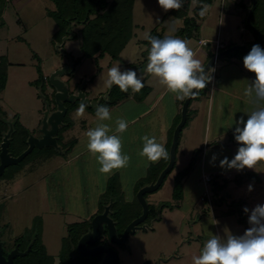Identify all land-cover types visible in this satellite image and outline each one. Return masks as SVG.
Here are the masks:
<instances>
[{
    "label": "rangeland",
    "instance_id": "rangeland-1",
    "mask_svg": "<svg viewBox=\"0 0 264 264\" xmlns=\"http://www.w3.org/2000/svg\"><path fill=\"white\" fill-rule=\"evenodd\" d=\"M2 1L0 0V58L4 57L8 65L5 88L0 93V108L5 113L9 127L11 122L18 120L28 129L29 135L34 137L40 135L39 129L46 106L49 115L57 112L54 99L56 91L50 81L52 74L61 72L53 77V80L62 82L71 94H77L80 88L81 93L92 101L104 98L107 94L109 97L111 89L114 88L111 95L113 98L114 93L120 89L115 85L111 89L107 87L108 70L113 66H119L122 70L133 69L143 80L141 72L147 65V62H143L147 48L142 44L145 40L144 34L155 31L161 34L162 38L165 35L176 37V30L183 27L181 20L169 15L170 10L165 12L160 8L158 0H135L132 11L133 37L122 55L116 60H112L108 55L86 59L81 51V25L74 24L70 29L72 35H77V39L60 36L54 38L58 26L55 20L47 16V12L55 9L51 1ZM252 3L253 0H212L207 14L197 21L198 29L192 31L190 37L189 47L196 51V58L201 60L202 54H209L210 50L215 53L216 40L224 46H245L250 52L252 46L258 44V41H254L256 34L252 30L258 26L257 21L254 17L250 18V23L247 21ZM194 7L190 1L189 17L195 15L192 12ZM172 28H175V31H171ZM199 39H204L207 45L198 44ZM246 55L245 52L235 51L213 63L209 69H214L213 74L219 73L220 68L231 58H236L241 65ZM77 60L80 62L77 63ZM198 91L197 95H202V91ZM247 98V114L264 104ZM79 103H64L66 114L63 126L56 135L59 147L64 148L67 145L62 141L63 133L67 130L65 124L79 122L76 116H72V111L76 113ZM101 104L108 105L104 99L99 105ZM93 115H96V105L93 108L87 107L83 118ZM74 117L76 118L73 119ZM74 129L76 133L77 128ZM234 131L229 132L228 136L232 144L235 141ZM128 136L129 134H126V137ZM191 139L193 143L194 136ZM191 143L187 141L184 145L186 151L183 163L185 160L189 161L185 167L190 165L192 156L191 159L196 157L198 161L204 151L202 144L199 151H194ZM130 149L131 144L122 141V151L127 154ZM48 150L57 157L42 164L41 157L43 158ZM55 152L53 153L52 149H34L20 163L7 167L5 173L0 176V240L9 248L15 240H33L32 248L37 252L36 256L41 255L43 250V255L57 261L60 255L69 253L71 242L77 239L76 236L83 234L85 228L88 229V222L84 223V220L100 214L110 204L109 217L119 220L117 225L122 230L141 209L136 199L137 192L151 184L159 167L153 166L147 172L124 168L120 173L106 177L95 166L91 153L82 157V161L64 163L69 157L65 154L67 150L62 154L58 153L61 149ZM236 152L237 149L221 148V153L225 154L229 161L234 158ZM177 154L178 150L175 151V155ZM86 160L89 168L83 173L82 166ZM58 161H61L59 170L56 164ZM168 161L169 159L165 160L164 164L167 165ZM195 165L196 163L192 165L191 170ZM259 165L263 166V170L255 173H237L236 169H233L234 173L228 179H218L207 172L211 181L205 190L202 175L198 184L196 179L194 181L195 173H190L191 171L187 174L191 185L183 187L185 179L182 181L179 175L183 165L177 156L172 170L166 175L161 186L145 195L149 217H161V220L154 222V231L136 232L135 235L127 236L125 243L120 245L128 248L118 249L120 264H144V260L153 259L162 252L172 254L173 259L169 264H192V257L200 254L211 234L218 236L214 222L220 221L221 217H233L231 221L238 219L239 232L243 235L250 227L248 219L251 210L257 205H264V161ZM245 173L249 174L250 179L240 185L235 183L237 175ZM221 179L223 181L220 182ZM222 186L225 193H221L223 189L218 190ZM244 208L249 209L248 214L244 212ZM95 219L96 217L92 220V226ZM73 223L76 225L68 226ZM6 252L8 255L12 253L10 250ZM176 254L180 258L175 259Z\"/></svg>",
    "mask_w": 264,
    "mask_h": 264
},
{
    "label": "clouds",
    "instance_id": "clouds-1",
    "mask_svg": "<svg viewBox=\"0 0 264 264\" xmlns=\"http://www.w3.org/2000/svg\"><path fill=\"white\" fill-rule=\"evenodd\" d=\"M193 5L198 0H191ZM160 8L165 12L179 11L184 6V0H158ZM209 10V5L200 7L199 16L203 18ZM159 22V18H157ZM171 31H175L172 28ZM144 39L150 43L146 71L158 79L176 99L194 97V90H203L211 82L214 69L205 71V66L196 53L189 47V41L179 37L165 35L164 38L144 34ZM244 68L254 74L255 80L249 83L244 95L253 98L255 102H264V49L253 45L250 52L243 59ZM106 85L109 89L118 86L121 92L139 93L144 82L133 69L122 70L119 66L111 67L107 72ZM88 105L81 100L76 110V117H83ZM98 123L94 128L87 130V150L93 154L100 165L99 172L110 176L114 170L127 168L131 157L122 151V134L127 130L128 123L118 118L115 121V131L110 124L112 116L109 107L101 104L96 107ZM111 133V134H110ZM143 147L138 152L149 163H156L161 159H169V152L164 143L158 142L155 135H144ZM234 139L240 145L234 158L229 161L225 157L220 162L221 168L255 169V166L264 161V104L252 111L245 121L243 117L236 122ZM206 144V143H205ZM215 160V157H213ZM252 188L249 186V191ZM246 214L248 208H244ZM217 223V222H216ZM248 223L250 227L242 236L227 234L225 238L211 234L199 255L192 257V264H264V205H257L251 210Z\"/></svg>",
    "mask_w": 264,
    "mask_h": 264
},
{
    "label": "crops",
    "instance_id": "crops-1",
    "mask_svg": "<svg viewBox=\"0 0 264 264\" xmlns=\"http://www.w3.org/2000/svg\"><path fill=\"white\" fill-rule=\"evenodd\" d=\"M187 41H190V39ZM200 41H204V39H199L198 44ZM144 46L146 45L144 44ZM146 47V59H143V62L148 63L147 57L149 51L148 46ZM122 52L119 57L122 55ZM144 54L145 53H143V55ZM141 57L144 58V56ZM207 60L208 53L205 52L202 54L201 61L203 64H205ZM146 68L147 65L144 69H142L141 72L145 89L141 91V94L134 93L131 90L130 95L127 98L112 104L111 106L109 105L112 120L106 121L105 123L110 124L114 132L116 127V119L121 118L127 121L128 128L122 134V141H127L131 144V149L127 153V155L131 157L127 168L138 169L147 172L149 168L156 166L159 167L157 172V174L159 173L157 176L158 178L160 173L167 166L164 164L165 159H161L156 163H149L146 158L140 157L138 152L142 150L143 147V141L141 138L144 135H149L150 137L155 135L157 141L164 143L166 149L169 151L172 141V134L181 120V109L185 100L176 99L175 94L170 92L164 85H161L157 78L147 73ZM214 74L212 73L211 75V82L206 86L205 89L201 90L202 95L201 93L200 95H195V98L189 102L186 122L179 133L178 143L175 150L176 152L178 150V154L175 155V160L177 156L180 157L181 164L183 165L181 166V170L183 171L186 168L185 166L187 165V162H189L188 160H185L183 163L186 151L184 148L185 143H187V141L191 143V138L194 136L195 139L193 140V143L190 144L193 146V150L199 151L201 149L199 148L200 144L203 145L202 147L204 148L205 152L203 151L201 157L199 158V163L196 160L197 158L194 157V164L196 163V165L195 168L190 172L195 173L194 181L196 179L198 184L201 182L200 178L201 175H204L203 173H212L218 179L219 177L222 179H228V177L230 178L232 176L231 174L234 173L233 169L220 167L221 160H223L226 156L225 154L221 153V148L226 147L227 149L229 148V150H238L240 145L237 142L232 144L228 139V136L229 132L235 130L236 122L239 121L241 117H243L245 121L247 120V116L249 115L247 114L248 98L244 95V90L249 83H252L255 80V76L248 72L244 68L243 64L239 65L236 58L229 59V61L220 68L219 73L214 72ZM84 96L86 99H88L85 94ZM103 99L107 103L110 101L108 94L105 95L104 98L100 97L99 100L93 99L90 101L88 99V101L97 107V105H99ZM72 116H76L74 111H72ZM75 118L76 117L73 119ZM78 119V125L71 123V125L63 133L62 141L67 145L71 144L65 153L69 157L64 160V163H72L73 161L81 160L82 157H86L88 154H90L86 147L87 137L84 135V133L90 128H94L96 126L98 123L97 117L96 115H93L86 118L79 117ZM74 128H77L76 133H80L79 136L75 135L76 133L74 132ZM126 134H129V136L126 137ZM36 137L38 138V136ZM209 146H211L210 149ZM57 147L58 150H54L60 151L61 148L59 147L58 143ZM58 153L62 154V150ZM92 156V161H94L95 166L99 168L100 165L97 163L95 156L93 154ZM56 157L57 156L52 155L50 152H46L43 158L41 157L42 164H45L51 159L55 160ZM213 157H215V160H213ZM191 158L190 161L192 160ZM87 160L82 166L83 173L89 168ZM56 164L58 168L57 170H59L61 161H58ZM259 164L260 162L255 166V169L245 168L240 172L255 173L262 171L263 169L261 168H263V166H260ZM121 171L122 169L114 170L113 175L118 174ZM235 172L239 173L237 170H235ZM222 179L220 182L223 181ZM156 180L152 181L151 184L155 183ZM183 180V187H185L187 184H189V175L186 174L184 178L182 177V181ZM189 185H191V182ZM223 190L221 193H225V190ZM232 218L221 217L219 218L220 221L216 220L218 223L214 222V227L218 232V236L222 238H225L227 234L242 236V234L239 232V224L237 223L238 219L231 221Z\"/></svg>",
    "mask_w": 264,
    "mask_h": 264
},
{
    "label": "trees",
    "instance_id": "trees-1",
    "mask_svg": "<svg viewBox=\"0 0 264 264\" xmlns=\"http://www.w3.org/2000/svg\"><path fill=\"white\" fill-rule=\"evenodd\" d=\"M49 1H51L55 5V11L47 12V16L55 20L58 26V29L54 34V38L60 36L61 38L66 37L70 39L71 38L77 39V35L76 34L72 35L70 29L71 26L74 24L81 25L82 26L80 30L81 51L83 53V57L86 59L102 58L104 55H108L112 60H116L133 36L132 11H133L134 0H49ZM190 1L191 0H184V6L179 11L170 10L169 12V15L182 21L183 27L176 30L175 36L185 40L190 39V37L192 36V31L194 30L196 31L198 29L197 21L202 20V18L199 16L201 5L203 4L211 5L212 3V0H198V3L195 5V7L192 10V12L195 15L193 17H189L188 10H189ZM256 10H258V12ZM253 17L254 20L257 21V25H258L255 26V29L264 38V0H261V2L260 1L258 2V0H256V6L252 13L251 18ZM150 35L153 37L162 38V35L157 34L155 31L150 32ZM254 41L255 42L258 41L256 35H254ZM143 44L148 46V51H149L151 47L150 43L147 40H144ZM231 46L232 45H227L223 50ZM213 56L214 53H209L208 59L212 58ZM76 62L79 63L80 60H77ZM7 65H8L7 60L4 57H1L0 58V93L5 88V83H6L5 73H6ZM43 79L46 80V78ZM143 89H145V87H143ZM197 91L198 90H196V93ZM113 92H114V88H112L110 91L109 94L110 101L108 102L107 106L115 104L127 98L130 95L131 89H129V91L126 93L117 90L112 98L111 95ZM65 125L67 128L70 126L69 123ZM11 127H12V132L9 138L10 143L8 147V152L10 156L17 157L27 149L26 141L29 136V131L27 130V128L22 126L18 120L11 122ZM8 131H9V125L5 120V113L0 108V143L2 142L4 135ZM56 141L59 145L57 139ZM233 143H236V141H234ZM70 145L71 144L65 145L64 148L60 147L62 152L68 150ZM46 149H52V148H46ZM52 151L53 153H56L54 149H52ZM194 162H195V158H193L190 161V165H188L181 173H179V175L183 177L186 174H188L191 171ZM158 174L155 176V179L153 181L156 180ZM249 179H250L249 174L245 173V174L237 175L234 181L235 183L240 185L245 183ZM223 188H224L223 186L219 187L218 190L220 191ZM140 214H141V209L135 217H139ZM43 254L44 253L42 250L41 256L39 255L38 257L36 256L32 257L31 259L24 262H22V260H17L16 262L17 264H37L40 261V264H42L44 262L43 259H45L44 263L47 264L50 261L51 257L49 258L48 256Z\"/></svg>",
    "mask_w": 264,
    "mask_h": 264
},
{
    "label": "water",
    "instance_id": "water-1",
    "mask_svg": "<svg viewBox=\"0 0 264 264\" xmlns=\"http://www.w3.org/2000/svg\"><path fill=\"white\" fill-rule=\"evenodd\" d=\"M255 6H256V0H253V3H252V5L248 11V14H249V17L247 19L248 22L250 21V18H251V15L255 9ZM252 30H253V33H255L257 38H258V45L261 47V49H264V38H263V36L256 29L252 28ZM235 51H242V52H245L247 54L249 53L245 46L235 45V46L229 47V48L221 51L217 55L213 56L212 58H210L208 60L207 64L205 65V71L207 72L208 69L216 61H219L221 58H223V57H225V56H227V55H229ZM58 74H61V72L57 71L50 76L51 84L53 85V87L55 88V91H56V93L54 94V99H55L56 106H57V112L49 115V109L46 106V108H45L46 111L44 112L43 118L41 121V128L39 129V133L41 134V136L37 138V137H34L32 135H29L28 139L26 141L27 149L25 151H23L17 157L10 156V154L8 152V147H9V143H10L9 138H10V135L12 132V127L11 126L9 127V131L4 135L2 142L0 143V176L3 175V173L7 167H9L11 165H17L26 156H28L34 149L40 150L43 148H53V149L58 150L57 143H56V135L58 133L59 127L62 126L63 118L66 114V108L64 106V103H72L74 101L81 102V100H83L88 106H90V107L94 106L88 101V99L85 98L84 94L81 93L80 88H78V90H77V95H73V94L69 93L68 88L66 86H64L62 82L53 80V77H55ZM194 91H196V90H194ZM194 97L186 98L184 103H183V106L181 109V120H180L179 124L177 125V127L173 133V139H172V143H171L170 150H169V161H168L166 168L160 173V175L157 178L155 183H152L149 186L144 187L137 192L136 199H137V202L139 203L141 210H142L139 218L132 221L127 226V228L125 229V231H124V233L120 239H116L115 234L113 232L112 224L106 218V217H109V208H110L111 204L108 207H105L104 211L101 214H98L95 216L96 219L93 222V233L91 235L84 236L79 241L78 248H79L81 255H83V256H94V255H97L99 253L107 252V253H109V257L107 258V260H110V261L105 260L102 264H118L117 254L115 252H113L112 250H109L108 248H105V247H101V248H98L95 250L85 251L83 249V246L85 243H92L95 241L96 236H97L96 223H97V221H99L101 219L105 220L109 224V233H110L111 241L114 243H117V244H124L126 239H127V236L129 234H133L134 231L137 229L139 230V228H137V227L139 226V224H141L144 221L145 217H147L148 213H149L148 205L145 201L144 195L156 191L160 187L165 176L172 170V168L174 166V162H175V150H176L177 143H178L179 133H180L182 127L185 125V122H186L187 108H188L189 102ZM140 229L144 230V228H140ZM14 257H15V251H13L10 255H8L7 259L4 258L2 256V249H1V244H0V264H13Z\"/></svg>",
    "mask_w": 264,
    "mask_h": 264
},
{
    "label": "flooded vegetation",
    "instance_id": "flooded-vegetation-1",
    "mask_svg": "<svg viewBox=\"0 0 264 264\" xmlns=\"http://www.w3.org/2000/svg\"><path fill=\"white\" fill-rule=\"evenodd\" d=\"M40 136H41V134L38 137H40ZM94 218L95 217H87V219L84 220V223L88 222V229L86 230V228H85L84 232H82L83 234L76 236L77 239H75L74 242H71L72 248L70 249L68 254H64L63 256L60 255V257L57 261H55L51 257L50 261L47 264H102L105 260H107V258L109 257V253H107V252L99 253V254L94 255V256H83V255H81L79 248H78V244H79V241L81 240V238H83L84 236L92 234V231H93L92 220ZM106 218L112 224L113 232L115 233V238L120 239L122 237L125 229L127 228V226L132 221L138 219L139 217H133L131 221L127 222L126 226L123 227L122 230H120L118 225H117L119 220L112 219L113 217H106ZM158 219L161 220V217H149V213H148V216L145 217L144 221L141 224H139V226L137 227V228H139V230L138 229L135 230L134 233L131 235H135L136 232L147 233L148 231H154L153 225H154V222ZM89 224H90V226H89ZM72 225H76V223L70 224L68 226H72ZM96 227H97V236H96L95 241L92 243H85L83 246V249L85 251H90V250H95V249H98L101 247L108 248L109 250H112L113 252H115L117 254L118 264H120L118 249L123 250L124 248H128V246L120 245V244H117V243H114L111 241L110 233H109V224L105 220L101 219V220L97 221ZM140 228H144V230H142ZM1 237H2V233L0 232V239H1ZM69 239L71 240L72 237H70ZM21 241L15 240L14 242H11V246L9 248L8 245L3 240H0L1 248H2V256L4 258L7 259V257H8L6 250H10L12 252L15 251V257L13 259V264H17L16 263L17 260H22V262H24V261H27V260L31 259L32 257L36 256L37 252L35 253L33 248H32L33 247V240L31 242L30 241L21 242ZM183 244L184 243H182V245ZM22 247H24V248L22 249ZM39 255H37L36 257H38ZM176 255L177 256L175 259L180 258V256H178V254H176ZM172 259H173L172 254H170V253L165 254L162 252V253L158 254L155 258L146 259L143 262H144V264H169ZM43 261L45 262V259H43ZM44 262L42 264H46ZM38 263L40 264V261Z\"/></svg>",
    "mask_w": 264,
    "mask_h": 264
},
{
    "label": "built area",
    "instance_id": "built-area-1",
    "mask_svg": "<svg viewBox=\"0 0 264 264\" xmlns=\"http://www.w3.org/2000/svg\"><path fill=\"white\" fill-rule=\"evenodd\" d=\"M199 44L203 45V46H206L207 42L206 41H200ZM214 48H215L214 55H217L220 50H223L225 48V46L219 40H216ZM202 181H203V184H204V187H205V190H206V185L211 181V177L209 175L205 174V175L202 176Z\"/></svg>",
    "mask_w": 264,
    "mask_h": 264
}]
</instances>
